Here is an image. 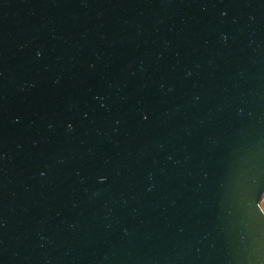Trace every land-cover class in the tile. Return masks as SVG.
<instances>
[{
	"label": "water",
	"instance_id": "1",
	"mask_svg": "<svg viewBox=\"0 0 264 264\" xmlns=\"http://www.w3.org/2000/svg\"><path fill=\"white\" fill-rule=\"evenodd\" d=\"M264 0H0V264H264Z\"/></svg>",
	"mask_w": 264,
	"mask_h": 264
},
{
	"label": "built area",
	"instance_id": "2",
	"mask_svg": "<svg viewBox=\"0 0 264 264\" xmlns=\"http://www.w3.org/2000/svg\"><path fill=\"white\" fill-rule=\"evenodd\" d=\"M259 204H260V207L262 208V210L264 211V193L260 198Z\"/></svg>",
	"mask_w": 264,
	"mask_h": 264
}]
</instances>
